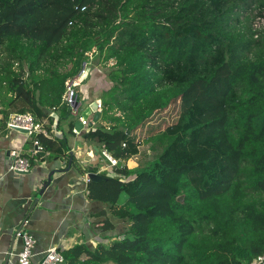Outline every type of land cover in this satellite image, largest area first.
<instances>
[{"label": "trees", "instance_id": "16d2710c", "mask_svg": "<svg viewBox=\"0 0 264 264\" xmlns=\"http://www.w3.org/2000/svg\"><path fill=\"white\" fill-rule=\"evenodd\" d=\"M263 13L264 0H0L1 124L28 113L68 122L74 135L67 107L60 118L48 112L90 55L112 69L87 136L122 166L89 182L88 196L109 206L102 233L116 231L113 221L123 229L62 251L64 264H251L264 255V30L254 29ZM146 129L155 158L130 170ZM36 139L68 157L67 137Z\"/></svg>", "mask_w": 264, "mask_h": 264}, {"label": "crops", "instance_id": "0c3cea01", "mask_svg": "<svg viewBox=\"0 0 264 264\" xmlns=\"http://www.w3.org/2000/svg\"><path fill=\"white\" fill-rule=\"evenodd\" d=\"M111 88L112 84L104 69L89 67V77H82L77 86L80 116L93 102H101L104 92ZM62 107L64 106L61 101L60 106L54 107L55 111L52 108L48 112L49 117L60 118ZM50 121L45 120L41 123L52 135L50 140L68 138V157L58 158L48 153L35 156L32 137L19 131H9L5 123H0V264L18 263V254L23 244L16 238V233L24 222H27L25 231L36 241L35 262H39L50 248L57 247L64 251L80 244L95 246L102 237L122 233L123 225L119 221H113L117 227L115 232L102 233L98 225L108 218L113 220L109 215V206L101 202H92L88 196L87 174L95 173L93 170L96 169V174L103 176L102 174L106 173L111 177L115 169L95 155L94 147L97 146L102 151L103 148L87 136L96 130L98 124L84 127L81 133H76L74 128V135H71L68 122L62 123L59 127L58 124L51 126ZM70 121L76 124L79 119L70 117ZM158 124L159 120L155 118L151 126ZM137 134L141 142L140 153L127 162L130 170L136 169L139 164L146 161L143 149L151 144L149 139L152 136L148 129ZM76 142L82 143L83 148L80 145L75 148ZM11 153L30 160L29 173L9 172ZM52 172L54 176L51 185L35 205L37 195ZM104 213H107V216H103Z\"/></svg>", "mask_w": 264, "mask_h": 264}, {"label": "built area", "instance_id": "2783aa9c", "mask_svg": "<svg viewBox=\"0 0 264 264\" xmlns=\"http://www.w3.org/2000/svg\"><path fill=\"white\" fill-rule=\"evenodd\" d=\"M254 29L256 31L264 30V13L262 16H258L254 22ZM256 37H258L256 35ZM92 59V55H90ZM91 63V62H90ZM89 63H84L83 68L79 76L70 78L65 83V92L62 98V105L70 110V115L73 118H78L84 127L93 126L95 124L91 123V120H83L80 116V106H78V92L77 86L80 78L88 75L89 73ZM56 108L53 109L55 111ZM98 111L102 113L103 106L102 102L98 101ZM41 122L36 121V119L31 114L14 113L10 115L8 121L6 122V127L9 131L24 130L27 132L29 137L33 138L34 141V151L35 156H39L44 153V148L40 142L36 139L39 134L44 137L51 139L52 135L47 131ZM103 153L108 158L110 165L112 167L118 166V160L112 157L107 151L103 150ZM10 158L12 162L9 166V172L17 174L29 173L31 169V162L28 158L22 157L15 153H11ZM27 222H24L21 229L16 233V238L22 241L23 247L21 252L18 254L17 264H64L65 259L62 251L59 248H50L47 250L43 258L39 262L34 261V248L36 245L35 238L25 231V226ZM251 264H264V255L255 258Z\"/></svg>", "mask_w": 264, "mask_h": 264}, {"label": "water", "instance_id": "95a60500", "mask_svg": "<svg viewBox=\"0 0 264 264\" xmlns=\"http://www.w3.org/2000/svg\"><path fill=\"white\" fill-rule=\"evenodd\" d=\"M78 106H80L79 103H78ZM100 117H101V112L98 111V101L93 102L85 110V112H83L82 115H81V118L83 120H86V121H89L90 118H92V121H91L92 124H97L99 122V120H100ZM83 129H84V126L82 125L81 121H78L75 124L76 133H81V131ZM18 131L21 132V133L27 134V132L24 131V130H18ZM128 134H130V132H128ZM96 143H98V140H96ZM78 145H80V147L83 148V144L80 143V142H76V145H75L76 147L75 148H77ZM93 150H94L95 155L99 156L101 161H103L106 164L110 165V162H109L108 158L105 156V154L103 153V151L99 147L96 146V147L93 148ZM71 161H72V159L70 160L69 167H71ZM121 166H122V163L119 162L118 163V167H121ZM53 176H54V173L52 172V174L50 175L48 181L44 184L43 188L40 190L39 194L37 195V199L35 201V205L38 204V201L41 199L42 195L45 193L47 188H49V186L51 185ZM87 178H88L89 182H101V181L106 180L105 177H103V176H101L99 174H96V173L87 174ZM178 202L184 203V196H181L178 199Z\"/></svg>", "mask_w": 264, "mask_h": 264}, {"label": "rangeland", "instance_id": "374dc122", "mask_svg": "<svg viewBox=\"0 0 264 264\" xmlns=\"http://www.w3.org/2000/svg\"><path fill=\"white\" fill-rule=\"evenodd\" d=\"M89 67H90V69L91 68H94V67H101V66H99V64H98V61H97V59L96 58H92L91 59V63L89 62ZM102 69H104V71H106V74H109L110 73V71L112 70L111 69V66H109V67H102ZM91 72V71H90ZM84 77H86V78H88L89 77V73H88V75H86V76H84ZM81 79V78H80ZM175 112L171 109V111L169 112V113H165V114H163L160 118H161V120H162V122H165L166 123V125H170V124H172L173 123V121L175 120ZM160 122V121H159ZM164 123V124H165ZM2 126V125H1ZM151 146V145H150ZM150 146L148 147V148H144L143 149V153L145 154V156H146V160L147 161H151V160H153L154 158H155V152L153 151V150H151L150 149ZM125 196L122 198V202H124L125 201Z\"/></svg>", "mask_w": 264, "mask_h": 264}]
</instances>
